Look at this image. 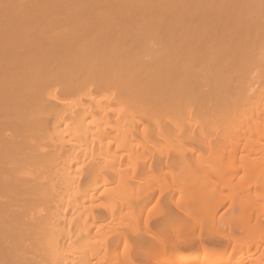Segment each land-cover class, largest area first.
<instances>
[{
	"label": "bare ground",
	"instance_id": "6f19581e",
	"mask_svg": "<svg viewBox=\"0 0 264 264\" xmlns=\"http://www.w3.org/2000/svg\"><path fill=\"white\" fill-rule=\"evenodd\" d=\"M263 67L264 0H0V264H264V166L234 164L264 153ZM166 175L186 217L132 239Z\"/></svg>",
	"mask_w": 264,
	"mask_h": 264
},
{
	"label": "rangeland",
	"instance_id": "374dc122",
	"mask_svg": "<svg viewBox=\"0 0 264 264\" xmlns=\"http://www.w3.org/2000/svg\"><path fill=\"white\" fill-rule=\"evenodd\" d=\"M261 74L264 75V67L262 68V70L260 71V74H259V78L261 77V80H262V79H264L263 78L264 76ZM259 78H256V80H258ZM256 80H254L253 83H255ZM261 80L259 79V81H261ZM243 87H249V86L246 84ZM251 124H252V121H251L250 125ZM250 125H249V127H250ZM251 128H252V125H251ZM245 152L249 153L248 151H245ZM262 152H263V150H262ZM242 153L244 156V157L242 156L243 158L240 157L242 154H239L236 158V161L234 160L235 161L234 164L236 165V166L235 165L234 166H235V168H237L236 173L240 177H242L241 175L245 174L244 172L246 170L251 169L254 166L258 167L260 162H261L260 166H264L263 160L260 161L261 159H263V157L261 159L259 158V155L264 156V153H261V152H259L261 154L255 153L256 155L254 153H253V155H251V153H249L250 156H247L246 153H244V152H242ZM257 163H258V165H257ZM188 164H189L188 168L193 170V171H199L197 166L200 165V167L203 168L201 172L205 173L206 175L211 176V177L213 176L212 174L214 173V171H212L213 173L211 172L210 167L212 166L213 167L212 170L214 169L215 173L219 174V172H218L219 170L216 171L217 170L216 168H218L219 167L218 165H220L219 162L216 163V165L217 164L218 165L217 166L215 165L216 166L215 168L213 165L214 162L209 160V159H207V160L204 159L200 164L196 163L195 161L192 160ZM238 168H240V169H238ZM243 170H245V171L243 172ZM209 172H211V173H209ZM259 179L261 182L264 183V171L259 174ZM163 180H164V182L169 184V186H171V181L173 180V178H172V176L170 177V176L166 175V177L162 178V180L160 181L159 178L157 177V178H155V180H153V186L152 187L148 186V185H152V183L148 182L147 184L145 183V186H143L141 188L140 191H141L142 196L140 197V200H142L143 205L147 204L146 205L147 208H144L142 210L138 209V208L129 210V212L131 213V216L128 218L130 220H136V222H137L136 228H134V231H133V227L131 225H129L126 229V231L130 235V237H132V239H134V240L135 239H144L145 241H151L153 244L157 245V243H158L157 238H159V239L162 238V236H160L161 238L158 237V235H159L158 234L159 223L162 221L165 214L172 213L177 217H186V216H184L183 212L173 204V199H174L173 197L174 196L170 192L171 189H169L167 191L161 189V187H162L161 183ZM257 191L259 192V194L263 193V192H261V189H259ZM233 192L234 191H231V192L230 191L229 192L223 191L222 192V195L225 196V202H224L223 206L221 207V209H219V211L217 212L218 214L216 213V216L214 218V223L212 226L215 230L219 228V231L214 230L215 235L213 234L214 237L211 239L212 242H211V240L208 241V239L205 238V235H204L205 232L203 231V230H205L203 227L204 225H201V226L197 225L196 230L193 234L194 235L193 238H195V237L200 238V236H201L200 239L202 240L201 243H203V244H201L200 240H198V238H197L198 242L201 245L205 244L204 246L209 247V249L210 248L213 249L216 246H217V248H222V246H221L222 243L224 241H226V240H224V238H225L224 235L230 236L229 233L231 234L233 229L230 227V229L232 231L230 229L228 230L229 226H227L228 224L225 222V220H227V217H229L230 214L233 215L234 212L238 213V211H239L238 208L233 207V204L237 200V196H234ZM231 203H233V204H231ZM148 204H149V206H148ZM180 204H182V202ZM230 204H231V206H230ZM227 211L229 214L227 213ZM140 213H143L142 217H140ZM203 224H204V222H203ZM234 231H236V230H234ZM134 232H136V233H134ZM178 234H179V230H173L170 237L172 239H175L176 236H178ZM156 235H157V237H156ZM232 235L234 236L235 233ZM152 237H156V238H152ZM204 241H206V242H204ZM119 245H120L119 248L117 249V251L114 254V257L116 260L121 259L123 262L125 261L124 263L131 261L133 264H142V260L139 259L140 258L139 257L140 251L135 245H132L131 243L130 244H124L123 241ZM201 245H199L198 249H202ZM215 249H213V250H215ZM216 250H219V249H216Z\"/></svg>",
	"mask_w": 264,
	"mask_h": 264
}]
</instances>
